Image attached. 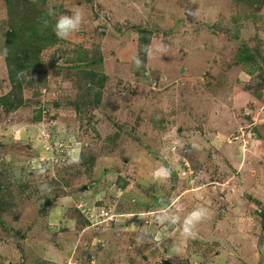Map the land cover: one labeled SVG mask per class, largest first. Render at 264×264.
Returning a JSON list of instances; mask_svg holds the SVG:
<instances>
[{
  "label": "rangeland",
  "instance_id": "obj_1",
  "mask_svg": "<svg viewBox=\"0 0 264 264\" xmlns=\"http://www.w3.org/2000/svg\"><path fill=\"white\" fill-rule=\"evenodd\" d=\"M0 264H264V0H0Z\"/></svg>",
  "mask_w": 264,
  "mask_h": 264
},
{
  "label": "clouds",
  "instance_id": "obj_2",
  "mask_svg": "<svg viewBox=\"0 0 264 264\" xmlns=\"http://www.w3.org/2000/svg\"><path fill=\"white\" fill-rule=\"evenodd\" d=\"M83 15L82 13L77 10L72 13V15H60L54 25V32L55 35L60 39H65L69 37L72 33L78 31L82 24ZM47 22H45V26ZM165 45L161 44L159 46L160 51H164ZM145 51H147V46ZM132 62L136 68H140L142 66V61L140 60L139 56L132 57ZM46 169L41 168L40 174H44ZM171 176V170L163 165L159 168L155 169L153 172V177L157 180H167ZM42 190L51 189L45 183L41 185ZM208 214V210L204 207H197L194 208L191 212H189L186 216L181 219L180 216L176 215L170 208H165L160 210L158 214L155 216V221L159 224H171V225H179L181 228V235L185 237L194 236L195 233L193 229L195 226L206 218ZM139 242V239H138Z\"/></svg>",
  "mask_w": 264,
  "mask_h": 264
},
{
  "label": "trees",
  "instance_id": "obj_3",
  "mask_svg": "<svg viewBox=\"0 0 264 264\" xmlns=\"http://www.w3.org/2000/svg\"><path fill=\"white\" fill-rule=\"evenodd\" d=\"M143 30L142 31H140L139 33H145L144 31H147L146 29H144V28H142ZM30 33H26V35L24 36V34L23 35H21V36H24L23 38H22V43H25V40L26 41H30V37H31V35L33 34V31H31V30H28ZM18 35V34H17ZM14 32H9L8 34H7V39H6V41L11 45H15L16 44V42L14 41ZM45 43H47V42H45ZM18 50V49H17ZM11 57V56H10ZM10 57L8 58H6V60H5V65H6V71H7V75H8V78H12V77H14L16 74H17V72L21 69V65H22V63H20L16 58H12L11 57V59L12 60H10Z\"/></svg>",
  "mask_w": 264,
  "mask_h": 264
},
{
  "label": "crops",
  "instance_id": "obj_4",
  "mask_svg": "<svg viewBox=\"0 0 264 264\" xmlns=\"http://www.w3.org/2000/svg\"><path fill=\"white\" fill-rule=\"evenodd\" d=\"M179 9H180V8H179ZM160 15H162L161 12H160ZM149 17H150V16H149Z\"/></svg>",
  "mask_w": 264,
  "mask_h": 264
}]
</instances>
